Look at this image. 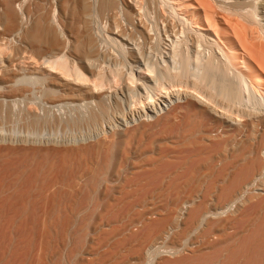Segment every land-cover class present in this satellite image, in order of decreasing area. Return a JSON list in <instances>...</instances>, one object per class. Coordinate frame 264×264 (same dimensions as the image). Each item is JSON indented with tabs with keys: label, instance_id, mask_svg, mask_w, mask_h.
I'll return each instance as SVG.
<instances>
[{
	"label": "rangeland",
	"instance_id": "obj_1",
	"mask_svg": "<svg viewBox=\"0 0 264 264\" xmlns=\"http://www.w3.org/2000/svg\"><path fill=\"white\" fill-rule=\"evenodd\" d=\"M149 13L152 16L146 19L151 22L155 16ZM154 19L149 24L146 20L148 26ZM101 20L99 27L105 23ZM159 23L167 57L171 41L162 19ZM5 38L0 40V70L14 69L19 62L33 66L28 49L21 46L22 52L12 37ZM215 51L220 56L218 48ZM65 81L74 85L61 84L68 92L83 88L71 79ZM38 82L19 81L16 86L29 89L17 95L0 84V264H264V181H259L263 174L224 213L211 217L213 223L205 219L195 223L190 215L195 203L202 198L215 202L231 184L237 166L233 156L242 140L251 137L264 146V108L260 119H252L258 125L248 118L243 125L244 118L196 99H190L194 111L188 112V106L173 111L187 101L183 94L167 98V105L158 98L163 108L157 103L158 112L141 117L142 132L124 145L130 167L146 169L135 180L145 178L147 184L125 179L104 190V184L96 182V165L106 151L95 144L111 126L90 131L87 124L33 122V116L46 113L69 116L83 105L67 98L52 106ZM196 122L210 130L204 133L213 139L188 137V127ZM221 131L225 135L215 137ZM227 136L225 151L220 145ZM261 156L264 159V148ZM162 171L172 175L163 177Z\"/></svg>",
	"mask_w": 264,
	"mask_h": 264
},
{
	"label": "bare ground",
	"instance_id": "obj_2",
	"mask_svg": "<svg viewBox=\"0 0 264 264\" xmlns=\"http://www.w3.org/2000/svg\"><path fill=\"white\" fill-rule=\"evenodd\" d=\"M149 12L164 23V34L171 41L167 57L158 29L161 19L157 26L151 17L154 23L148 26ZM101 18L105 19L103 27L97 25ZM5 37H12L18 50L21 46L28 49L33 64L21 66L19 62L14 69L0 70V84L7 92L23 94L29 88L16 83L36 79L40 92L54 107L67 98L83 102L69 116L46 113L33 116V122L67 127L87 124L90 131L100 130L103 124L111 126L95 144L106 151L96 165V182H102L104 190L125 179L147 184L145 178L135 180L146 169L130 167L124 145L142 132L141 117L158 112L157 103L163 108L158 98L163 97L167 105V98L171 101L172 96L183 94L187 101L173 111L187 106L188 112L194 111L190 99H196L216 111L244 118L243 125L247 118L258 125L252 119H260L264 108V0H0V40ZM204 49L210 52L206 55ZM66 79L83 88L68 92L61 84L74 85ZM206 131L210 130L196 122L188 127V137L197 134L198 141L213 139ZM229 139L223 138L220 148L228 151ZM247 140L241 141L239 151L235 148L233 163L237 166L231 184L215 202L209 204L202 198L195 203L191 221L213 223L211 217L224 213L257 176L264 177V146L251 137ZM133 171L134 177L128 178ZM164 172H160L163 177L172 175Z\"/></svg>",
	"mask_w": 264,
	"mask_h": 264
}]
</instances>
